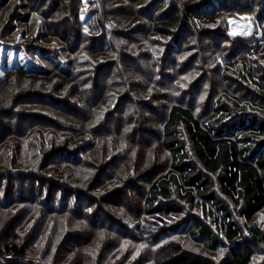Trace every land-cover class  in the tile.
<instances>
[{"label":"trees","instance_id":"trees-1","mask_svg":"<svg viewBox=\"0 0 264 264\" xmlns=\"http://www.w3.org/2000/svg\"><path fill=\"white\" fill-rule=\"evenodd\" d=\"M260 2L0 0V264H55L53 252L73 246V238L81 249L73 258L79 264H107L123 238H150L147 246L159 248L158 264H198L173 243L180 234L169 236L162 217L181 216L199 202L224 218L221 237L195 217L183 229L186 234L206 248L227 246L220 264H250L253 252L245 241L252 249L264 248V228L252 223L264 210V119L257 115L264 118ZM240 14L255 16L262 27L259 38L227 34L229 19ZM134 40L156 48L142 46L135 57L129 49ZM8 48L38 51L41 60L25 67L13 53L10 59ZM185 52L192 54L187 69L214 63L202 73L196 68L200 77L188 82L193 92L207 84L209 95L218 96L207 121L196 116L187 95L173 92L177 55ZM104 70L115 86L102 81ZM157 73L164 75L160 95L153 94ZM242 82L252 84L257 95H248ZM108 101L123 109L137 105L129 109L130 121L138 125L126 136L122 126L114 127L117 112L108 111L112 115L103 124L93 117ZM234 114V121H225ZM155 141L160 151L154 155L164 160L161 175L143 188L139 179L122 174L115 179L118 190L104 192L112 179H103L100 164L111 163V174L124 161L129 168L128 151L142 146L140 155L149 157ZM155 162L150 157L139 171H149ZM137 186L143 191L135 201L131 192ZM110 204L114 213L108 212ZM236 219L244 221L245 230ZM132 247L114 264L142 261L144 255L133 254Z\"/></svg>","mask_w":264,"mask_h":264},{"label":"rangeland","instance_id":"rangeland-1","mask_svg":"<svg viewBox=\"0 0 264 264\" xmlns=\"http://www.w3.org/2000/svg\"><path fill=\"white\" fill-rule=\"evenodd\" d=\"M262 1L263 0H261V2H260L261 5H262ZM122 5L124 7H126L127 3L122 2ZM253 16L250 14H240V15H237L235 17H231L228 21L227 34L229 33V35L234 36V37L245 35V36H255V37L259 38L262 34V27L258 26V24L255 23ZM84 17H85L84 18V21H85L87 19V16L85 15ZM106 27L108 30L112 31L114 28V25H113V23L111 24L110 21H107ZM254 31H256V33H254ZM117 41H118V43H120L121 39H118ZM123 43H125V42H123ZM142 46L145 48H148L149 50H152V51H153V47L156 48V46H154L148 40L142 42V44L139 41L134 40L129 49H135L134 50L135 51V57H137L138 53L142 49ZM0 52H1V47H0ZM6 53L10 56L11 60H12V58H11L12 55H10V53L11 54L13 53L14 58H16L18 60V62H20V64L25 66V67L33 66L36 64V62L41 60V56H40L38 51L34 53L35 55H32L31 52H27L24 50L15 51V50L8 48L6 50ZM191 57H192L191 52H185L183 54L177 55L178 60H177V65H176L177 68L176 69L178 71H180L178 73L179 76L175 77V79L173 77L174 80L172 82L171 81L170 82L174 85L173 92H174L175 96L183 98L184 95H187L189 100H192V104L196 105V107L194 108V110L196 112V116H198V118H201V119L207 121L208 119H210L209 116L213 114L212 113V107H213V104L216 103L218 96L217 95L216 96L215 95H209L210 92L207 88V84L203 85L202 89L193 92L192 91V85H188V82L190 83L192 80L194 81V79L200 77V73H202V71H203V70H201L202 67L207 68V66H208V68H209L214 63L204 61L202 63H198V66L195 67L194 69H190V68L187 69V66H188V63H189V60ZM253 57L256 61L259 62L260 65H262L263 62L259 61L258 54H253ZM217 58H218V60L220 59L219 60L220 65L226 66V62H224L221 58H219V56ZM134 64L136 65V63H134ZM106 65H108V64H106ZM121 65L123 66L122 63H121ZM130 65L133 66V63H131V61H130ZM215 66H218L217 63H215ZM184 67H186V70ZM196 68L200 73L196 70ZM122 69H125V68L122 67ZM182 69H184L185 71ZM105 71L106 70H104L103 72H105ZM238 74H239V72H238ZM2 75H3L2 69H0V77ZM162 76H164V75H162L160 73H157V75L156 74L153 75L154 80L156 81L155 82V89L153 91V94H155V95H160L159 92L163 88V85L161 86L162 82H164V78H161ZM101 79H102V81H105L107 85H109V83H110L107 81L112 80L109 77V74L107 72H105L101 75ZM170 82H169V84H170ZM120 83H122V82H120ZM111 84L113 86H115L114 81H111ZM240 86L244 89V91L247 92L248 95H257L256 92L254 91V88H253L254 86L252 84L250 85V84H244L243 83V85L240 84ZM182 89H185V90L182 91ZM223 89H224V87H223ZM150 91H152V89H150ZM150 91H148V92H150ZM169 91L166 92V95H168V96L170 94ZM139 94L140 93H136L135 94L136 97L139 98L140 97ZM107 96H108V93H107ZM158 98H161V96H158L157 100H159ZM162 99L164 100L163 97H162ZM163 100H162V103H165ZM166 102H168L167 99H166ZM132 104L133 103L131 102V106H128V107L125 106V109H123L122 106H120V108H119V107H117L118 104L115 105L114 102L111 103L108 101L107 103L99 105L94 110V112H92V115L96 120L98 119L100 121V123L103 124L104 121L107 120V117L112 115L109 112H112V113L117 112V114H119V117L116 118V120H115L116 125L114 127H121L122 126L121 133L123 134V136H126L128 129L135 128L138 125V121H136L134 123L131 122L132 120H134V118H130L131 113H130L129 108L130 107L134 108V109L137 108V105H132ZM233 112H234V110H232V113ZM257 115L259 116V118L261 117V119H264V118H262L263 116H261L259 114H257ZM236 116H237V114H234V115H232V117H228L225 121L232 122V121H234ZM156 128H159V125H156ZM120 139H122V138H120ZM183 139H185V137H183ZM123 145L126 146V143L124 142ZM141 148H142V146H141ZM141 148L134 147L133 150L128 151V153H130L129 154L130 166H128L129 168H127V163H125V161L123 162V164L120 163V165L118 164V162H116L115 165L113 166V168H115L116 164H118L119 165L118 169L116 172H112V174H111L110 173L111 163H107L104 166L102 164H100L101 166L98 167V170L101 173L100 175H103V179H112L110 181L109 180L107 181L108 186H106L104 192L107 190V192L112 193L113 188H117V190H118V188L121 185L116 184L117 182L115 179H120L122 174H123L122 176H124L127 173L128 179H132V178L133 179H139L140 184L142 185L143 188L147 187V184H149V181L153 177L161 175V171L163 170L162 167L164 165V160H162L161 155H159L157 153H156V156L154 155L155 154L154 152L156 150L159 149V151H160L159 143L156 142L154 144L153 148L155 150L152 151V155L149 157H147L144 152H141V155H140V151H141L140 149ZM137 153H138V155H136ZM150 157H153V160H156L157 162H155L152 165V167L149 171L140 172L139 170L148 163V159ZM133 169H135V170H133ZM122 179H123V177H122ZM142 191H143V189L139 188L137 186L136 191L131 192V197L135 200L134 197L138 196ZM129 194H130V192H129ZM118 197H119L118 195L115 196V199L113 201L118 202V200H117V199H119ZM173 201L175 203H177V201H175L174 199H173ZM110 205H107L108 212L114 213L113 210H110L111 207L114 206V204H110ZM170 216L171 215L167 216V217H169L168 220L165 219L164 217H162L164 219V221H167L166 222L167 225H165V226H166V229L170 231L168 235L172 236L175 233H177L176 235L180 234L179 236L174 238L173 243L183 246V248H184L183 255L185 258H189V259L193 258L196 261V263H198V264H201V263L220 264L222 261H224L227 258V252H228L227 246H226V248H223V249L222 248H218V249L217 248H213V249L206 248L201 241L200 242L195 241L189 235L186 234V231L183 230V229L188 228V225H190L192 223V218L195 217L197 219H200L202 222H204L206 224V226L218 238H220L221 233H222V229L224 228V225H225V220L220 215L218 210L216 208H214L212 205H210L209 203L199 202L194 208L185 207V211L181 216H171V217ZM147 218H148V216H146L145 218L142 217L143 220H145ZM71 219L72 218L69 217L65 222H70V221H72ZM156 221H158V220H156ZM237 222L239 223L241 228L243 230H245L244 221L237 220ZM160 223H161L160 225H162L161 221H160ZM252 223L257 225V226L264 228V210L256 215V217ZM153 228H157V225H155V223L153 224ZM137 235H139V234H137ZM141 235H143V234H141ZM115 236H117V234H115ZM149 239L150 238H147L146 240L137 242V241L127 240V239L123 238L120 246L117 249L113 250L112 252L111 251L109 252V254H113V255H112V257L109 258L110 261L107 264H114V263L118 262L119 257H121L128 248L133 249L132 246L135 247L133 250V252H134L133 254H136L138 252V253H141V255H144V257H142L144 259H141L142 261H139V263H137V264H158V260L156 257H157V253H158L159 248H157V247L151 248V247L147 246L149 241H150ZM88 244H86V245H88ZM245 244L247 245L248 251L253 252V256L250 260V264H264V248L257 246L256 248L253 247V249H252V247H250L251 242L249 241V239H248V241H245ZM156 245L157 244H155L154 246H156ZM77 246H78L77 240L75 238H73V246H71L70 243L65 244V249H63L62 251H60V248L58 250H55V252H53V254L51 256V259L52 258L54 259L55 264H79V262L76 261L77 259H75L73 261V258L77 257L78 252L81 251V249H78L79 247L77 248ZM69 248L72 249L71 253H67ZM133 261H135V259L132 260L131 262H133ZM131 262H129L127 264H132Z\"/></svg>","mask_w":264,"mask_h":264}]
</instances>
